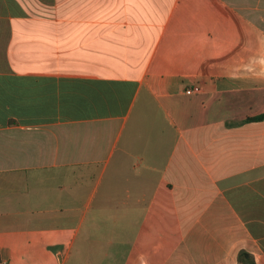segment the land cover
<instances>
[{"label": "crops", "instance_id": "0c3cea01", "mask_svg": "<svg viewBox=\"0 0 264 264\" xmlns=\"http://www.w3.org/2000/svg\"><path fill=\"white\" fill-rule=\"evenodd\" d=\"M24 2L0 0V264H264V0H99L65 49Z\"/></svg>", "mask_w": 264, "mask_h": 264}, {"label": "rangeland", "instance_id": "374dc122", "mask_svg": "<svg viewBox=\"0 0 264 264\" xmlns=\"http://www.w3.org/2000/svg\"><path fill=\"white\" fill-rule=\"evenodd\" d=\"M18 7L19 10L12 13L16 21H48L50 26H43V30L50 36L55 35L56 40L61 42L62 49L68 48L74 41L76 45H82L86 36L92 32L101 33L102 21L106 24L102 13L93 10L100 8L99 0H25ZM37 25L30 23L21 30L36 34ZM97 178L98 175L94 180Z\"/></svg>", "mask_w": 264, "mask_h": 264}, {"label": "trees", "instance_id": "16d2710c", "mask_svg": "<svg viewBox=\"0 0 264 264\" xmlns=\"http://www.w3.org/2000/svg\"><path fill=\"white\" fill-rule=\"evenodd\" d=\"M93 10L99 11L100 13H102V19L103 20L108 19L111 15L114 14V13L108 12L106 10H103L101 8H93ZM263 118H264V116H261L259 118H256V120L263 119ZM240 260H242V262L244 264H255L254 259L250 255L245 254V253H242V255L240 256Z\"/></svg>", "mask_w": 264, "mask_h": 264}]
</instances>
